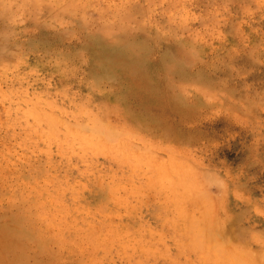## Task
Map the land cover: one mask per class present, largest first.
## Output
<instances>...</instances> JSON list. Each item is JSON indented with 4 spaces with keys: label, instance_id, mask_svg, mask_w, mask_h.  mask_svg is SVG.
<instances>
[{
    "label": "rangeland",
    "instance_id": "obj_1",
    "mask_svg": "<svg viewBox=\"0 0 264 264\" xmlns=\"http://www.w3.org/2000/svg\"><path fill=\"white\" fill-rule=\"evenodd\" d=\"M0 264H264V0H0Z\"/></svg>",
    "mask_w": 264,
    "mask_h": 264
}]
</instances>
